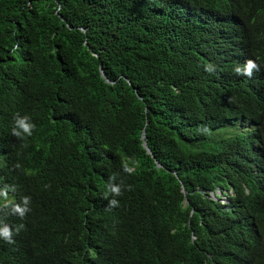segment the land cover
<instances>
[{
	"label": "trees",
	"instance_id": "obj_1",
	"mask_svg": "<svg viewBox=\"0 0 264 264\" xmlns=\"http://www.w3.org/2000/svg\"><path fill=\"white\" fill-rule=\"evenodd\" d=\"M260 179L264 0H0V264H264Z\"/></svg>",
	"mask_w": 264,
	"mask_h": 264
},
{
	"label": "clouds",
	"instance_id": "obj_2",
	"mask_svg": "<svg viewBox=\"0 0 264 264\" xmlns=\"http://www.w3.org/2000/svg\"><path fill=\"white\" fill-rule=\"evenodd\" d=\"M260 67L261 65H258L255 60L248 59L247 61H245L243 66H237L234 71L237 75L242 77L247 76L250 79L256 74L262 75L260 73ZM214 68L215 66L212 64L205 65V70L208 72H212ZM35 127L36 125L31 121V118L28 115H20L19 113H16L13 118L11 135L16 137L18 140L26 141L28 137H31L33 135V130L35 129ZM16 167H19V164H17ZM122 170L130 175L134 172V169L130 167L127 163H122ZM115 181L116 175H111L109 177L107 192H105L103 195V198L108 200L107 207L109 209L113 207H118L119 200L116 199V197L123 195V182L118 184ZM260 181L262 182V192L255 199L254 202L248 204L257 205L264 198V179H260ZM184 189L185 188H183V191L186 192V190ZM127 190H131V185L127 186ZM218 194L220 195L219 200L222 203L228 202V197L224 195L222 190H219ZM109 195H111V199H109ZM212 196L214 198H217L214 194ZM29 203V197H23L20 203L10 201L7 199V197H5L3 203L0 204V211H4V209H7V211L4 212L5 216L0 215V220L7 221V224H3V226L0 225V240H2V242L8 249L14 248L19 242H28L33 240L27 237H23L21 235L26 231L32 230L30 222L27 227L26 213L30 211ZM30 263V261H26L23 264Z\"/></svg>",
	"mask_w": 264,
	"mask_h": 264
},
{
	"label": "bare ground",
	"instance_id": "obj_3",
	"mask_svg": "<svg viewBox=\"0 0 264 264\" xmlns=\"http://www.w3.org/2000/svg\"><path fill=\"white\" fill-rule=\"evenodd\" d=\"M228 1H226V3H227ZM221 3H223V2H221ZM225 3V2H224ZM230 7V6H229ZM233 9V8H232ZM225 10V9H224ZM233 11V10H232ZM232 11H231V13H232ZM235 11V10H234ZM228 12H229V10H228ZM234 14V13H233ZM237 21V20H236ZM26 233V232H25ZM23 236V235H22ZM39 243V242H38ZM21 244V243H20ZM20 244H19V247H20ZM24 244V243H23ZM23 244H22V247H23ZM31 244V243H30ZM40 245V244H39ZM38 245V246H39ZM42 245H44V244H42ZM18 246V244L16 245V247ZM27 246V245H26ZM30 247V246H29ZM35 247V246H34ZM24 248H25V246H24ZM27 249V248H26ZM45 249H46V247H45ZM8 250H10V249H8ZM21 250H22V248H21ZM13 251V250H12ZM7 252V251H6ZM8 252H10V251H8ZM15 252V251H14ZM17 252V251H16ZM22 252V251H21ZM34 252H35V249H34ZM13 253V252H12ZM20 253V250H19V252H18V254ZM23 253H24V250H23ZM32 253V252H31ZM37 253V252H36ZM39 253V252H38ZM46 253V252H45ZM32 254H34V253H32ZM41 254V253H40ZM10 255H11V253H10ZM16 255H17V253H16ZM23 255V254H22ZM37 255V254H36ZM39 255V254H38ZM6 256V255H5ZM7 256H9V255H7ZM25 256V255H24ZM33 256V255H32ZM4 257V256H3ZM13 257H14V255H13ZM12 257V258H13ZM19 257V256H18ZM35 257V256H34ZM34 257H31V258H34ZM41 257V256H40ZM21 258H23V257H21ZM27 258H28V256H27ZM37 258V257H36ZM43 258H45V257H43ZM4 259V258H3ZM35 259V258H34ZM47 259V258H46ZM13 261V260H12ZM27 261V260H26ZM32 262H33V260H31ZM39 261V260H38ZM3 262V261H2ZM41 262V261H40ZM24 263H25V260H24ZM39 263V262H38ZM38 263H36V264H38ZM4 264V263H3ZM6 264V263H5ZM8 264H9V262H8ZM18 264V263H17ZM32 264V263H31ZM40 264H42V263H40Z\"/></svg>",
	"mask_w": 264,
	"mask_h": 264
},
{
	"label": "water",
	"instance_id": "obj_4",
	"mask_svg": "<svg viewBox=\"0 0 264 264\" xmlns=\"http://www.w3.org/2000/svg\"><path fill=\"white\" fill-rule=\"evenodd\" d=\"M101 71H102V75L105 77L106 75H105V73L103 72V69H102V68H101ZM107 81H109V80L107 79ZM143 138L146 139V134H145V132H144V134H143ZM144 146H145V148L147 149L148 152H151V149H150L149 146L147 145V142H146V141L144 142ZM157 164H158V166H161V163L158 162V161H157ZM184 190H185V189H184Z\"/></svg>",
	"mask_w": 264,
	"mask_h": 264
}]
</instances>
